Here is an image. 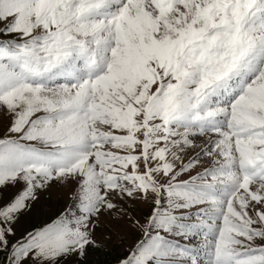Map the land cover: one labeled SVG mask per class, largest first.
Returning <instances> with one entry per match:
<instances>
[{
	"label": "snow or ice",
	"instance_id": "1",
	"mask_svg": "<svg viewBox=\"0 0 264 264\" xmlns=\"http://www.w3.org/2000/svg\"><path fill=\"white\" fill-rule=\"evenodd\" d=\"M0 264H264V0H0Z\"/></svg>",
	"mask_w": 264,
	"mask_h": 264
}]
</instances>
